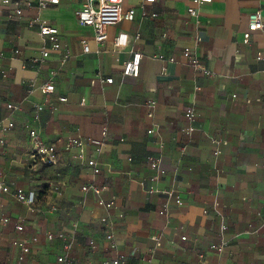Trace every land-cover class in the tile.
Here are the masks:
<instances>
[{"label":"crops","instance_id":"1","mask_svg":"<svg viewBox=\"0 0 264 264\" xmlns=\"http://www.w3.org/2000/svg\"><path fill=\"white\" fill-rule=\"evenodd\" d=\"M15 1L20 15L0 5V121L14 123L0 150V212L10 217L0 223V264H98L119 254L121 264H264V29L243 41L264 0H123L133 19L108 26L101 43L76 19L85 0ZM36 18L57 28L58 49ZM43 49L49 56L34 62ZM136 51L139 74L125 76ZM49 82L53 92L43 93ZM30 129L56 147L52 163L32 153ZM77 135L101 139L100 151L66 150ZM17 188L33 202L17 200Z\"/></svg>","mask_w":264,"mask_h":264},{"label":"built area","instance_id":"2","mask_svg":"<svg viewBox=\"0 0 264 264\" xmlns=\"http://www.w3.org/2000/svg\"><path fill=\"white\" fill-rule=\"evenodd\" d=\"M211 0H192V2L197 6L203 3H207L210 2ZM155 0H141V6H144L145 4H152L154 3ZM59 0H40V6L44 7L48 4H58ZM13 5L14 8V13L16 15H20L21 14V9L18 6L17 1L15 0H0V5ZM123 0H85L82 7H80L79 9H77L75 11V16L77 21L79 22V24L81 25H85V26H90L92 27V29L94 30V40L97 43H101L103 41H105L107 39V27L110 25H113L115 23H117L119 20L121 19H126V20H132L135 14V9L134 8H128V9H123ZM187 11L190 15L192 16H196L197 15V8L190 6L187 8ZM155 15V14H152ZM33 21L38 22V27H39V33L44 36L45 38L48 39V41L51 44V48L53 50H56L60 47V43L58 40V30L56 27L51 26V25H47V24H43L39 21L38 18L34 19ZM264 29V16L262 14V12L260 10H256L253 12H250L248 14V27L246 32L243 34V41L244 42H248L250 34L252 32L255 31H259V30H263ZM113 45L115 47H120L122 46V40L121 37L119 35L115 36L113 38ZM82 47H83V51L84 52H88L89 47L88 44L83 41L82 42ZM49 56V51L46 49L41 50L40 52V56L37 58H33L32 60L35 61H39V60H43L45 58H47ZM183 56L187 59V61L189 63H191V65L194 68H199L202 69L200 62L190 56L189 54V50L186 48L183 51ZM141 53L136 51V52H132L131 56L129 59L125 60L123 62V67H122V74L125 76H133V77H137L139 74V68H140V61H141ZM170 60H172V58H170ZM101 82L103 83H112L113 82V78H103L100 79ZM54 90V84L49 82L44 84L41 87V91L43 93H51ZM61 101H64L65 98L64 97H60L59 98ZM154 101H149L148 105L150 107H152L154 105ZM7 109H12L14 106L11 102H7L5 104ZM38 109H42V106H38ZM152 113L149 112L148 116H151ZM193 112L191 109H188L185 111V117L191 121L193 119ZM14 123L12 121L9 122H1L0 121V150L5 146V136L4 134L10 130L13 127ZM193 130L192 126H188L185 128V131L187 133H190ZM151 132V131H148ZM107 134V130L106 128H103L101 130V135L105 136ZM29 135L33 141V147H32V153L35 156H39L42 161L46 164H50L54 161V157H55V152H56V147L53 144H45L43 141H41L36 132L33 129L29 130ZM85 143L91 144L94 146L95 151L99 152L100 148H101V144L102 141L101 139H96V138H91V137H82L80 135L77 136H70L68 137L64 144L63 147L66 150H69L71 148H78L79 152L76 154L78 157H82L83 154V145ZM87 163L89 165H93L94 161L93 160H88ZM150 167L154 168V169H158L159 172H163L162 169L159 168L158 162L154 159L150 160ZM86 187H83V190H85ZM93 190L95 192H98L97 188H93ZM150 192H153V188L149 189ZM8 192V186L7 184L4 182L1 174H0V209L3 206V202H2V195L4 193ZM15 197L17 200L19 201H24L28 204L32 203L34 200V195L32 192L30 193H25V191L22 188H17L15 190ZM99 204L104 205L105 207H110L112 205V202H104L103 200H99L98 201ZM162 213V212H160ZM10 222V217L3 214L2 212H0V223L2 224H9ZM15 229L18 231H22L23 230V225L21 223H16L15 224ZM47 239H52L53 237H57L60 239H64V236L62 233H58L57 235H54L52 232H46L45 234ZM185 237L182 236V239H184ZM106 239L111 241L112 240V235L111 234H107L106 235ZM37 237H32V241H36ZM19 246L22 250V252L26 253L29 251V247L27 245H25L23 242H19ZM110 246L114 247L115 244L114 242H110ZM64 247L66 249H68L70 247V245L68 243L64 244ZM211 248L217 250V252H221L222 248H223V244H211L210 246ZM199 258H202V254L199 255ZM124 256L122 254L117 255L115 258L109 260V261H104L98 264H121V262L123 261ZM58 260L61 261L63 260V257L59 256ZM192 264H196V263H192Z\"/></svg>","mask_w":264,"mask_h":264}]
</instances>
